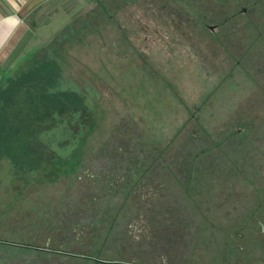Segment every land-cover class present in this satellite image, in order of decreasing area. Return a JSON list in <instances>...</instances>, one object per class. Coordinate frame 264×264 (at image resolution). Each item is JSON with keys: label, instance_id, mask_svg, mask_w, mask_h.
Listing matches in <instances>:
<instances>
[{"label": "rangeland", "instance_id": "1", "mask_svg": "<svg viewBox=\"0 0 264 264\" xmlns=\"http://www.w3.org/2000/svg\"><path fill=\"white\" fill-rule=\"evenodd\" d=\"M26 25L0 86L56 59L89 107L39 121L43 161L0 154V237L26 244L0 264H262L264 0H49Z\"/></svg>", "mask_w": 264, "mask_h": 264}, {"label": "trees", "instance_id": "2", "mask_svg": "<svg viewBox=\"0 0 264 264\" xmlns=\"http://www.w3.org/2000/svg\"><path fill=\"white\" fill-rule=\"evenodd\" d=\"M61 70L56 59L44 60L7 78L6 84L0 86V154L16 163L20 161L22 166L43 161V153L30 147L34 142L30 137L40 120L54 117L55 111L73 116L82 111L80 118L85 120L89 107L86 98L76 89L62 86ZM259 223L261 226V220Z\"/></svg>", "mask_w": 264, "mask_h": 264}, {"label": "crops", "instance_id": "3", "mask_svg": "<svg viewBox=\"0 0 264 264\" xmlns=\"http://www.w3.org/2000/svg\"><path fill=\"white\" fill-rule=\"evenodd\" d=\"M49 0H0V82L3 79L2 70H7L11 54L27 31L26 20L41 5ZM19 247L23 243L12 242L0 237V248Z\"/></svg>", "mask_w": 264, "mask_h": 264}, {"label": "water", "instance_id": "4", "mask_svg": "<svg viewBox=\"0 0 264 264\" xmlns=\"http://www.w3.org/2000/svg\"><path fill=\"white\" fill-rule=\"evenodd\" d=\"M261 229L264 234V222L263 221H261ZM242 264H247V263H242ZM262 264H264V262Z\"/></svg>", "mask_w": 264, "mask_h": 264}]
</instances>
